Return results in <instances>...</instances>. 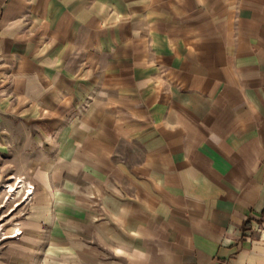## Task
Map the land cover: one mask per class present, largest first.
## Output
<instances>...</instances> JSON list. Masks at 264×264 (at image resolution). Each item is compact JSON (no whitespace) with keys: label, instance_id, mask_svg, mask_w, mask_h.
<instances>
[{"label":"crops","instance_id":"1","mask_svg":"<svg viewBox=\"0 0 264 264\" xmlns=\"http://www.w3.org/2000/svg\"><path fill=\"white\" fill-rule=\"evenodd\" d=\"M0 166L6 264H264V0H0Z\"/></svg>","mask_w":264,"mask_h":264},{"label":"rangeland","instance_id":"2","mask_svg":"<svg viewBox=\"0 0 264 264\" xmlns=\"http://www.w3.org/2000/svg\"><path fill=\"white\" fill-rule=\"evenodd\" d=\"M10 171L0 166V264H6L7 242L10 240L6 238L15 237L14 235L18 233L17 224L27 214L26 207L30 201L27 200L29 196L26 197V192L30 190V187L25 183L28 188H25L21 194H16L20 183L9 174ZM20 171L21 168H15L16 173ZM12 228L15 230L11 231Z\"/></svg>","mask_w":264,"mask_h":264},{"label":"bare ground","instance_id":"3","mask_svg":"<svg viewBox=\"0 0 264 264\" xmlns=\"http://www.w3.org/2000/svg\"><path fill=\"white\" fill-rule=\"evenodd\" d=\"M25 188H28L27 185L23 182H20V186L18 187V191L16 192V194H21L25 190ZM12 191H15V189H12Z\"/></svg>","mask_w":264,"mask_h":264},{"label":"built area","instance_id":"4","mask_svg":"<svg viewBox=\"0 0 264 264\" xmlns=\"http://www.w3.org/2000/svg\"><path fill=\"white\" fill-rule=\"evenodd\" d=\"M32 189H33V188H30V190H28V191L26 192V194H27L26 197L29 196V198H28L27 200H30L31 197H32V194H29L30 191H33ZM28 194H29V195H28ZM26 197H25V198H26ZM20 234H21V231H18V233L15 234L14 236L17 237V236L20 235Z\"/></svg>","mask_w":264,"mask_h":264}]
</instances>
